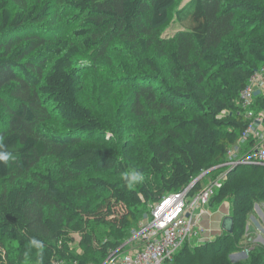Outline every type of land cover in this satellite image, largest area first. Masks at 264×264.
Listing matches in <instances>:
<instances>
[{"label":"trees","instance_id":"trees-1","mask_svg":"<svg viewBox=\"0 0 264 264\" xmlns=\"http://www.w3.org/2000/svg\"><path fill=\"white\" fill-rule=\"evenodd\" d=\"M174 1L0 0V143L16 157L0 163L7 264H103L164 195L202 175L190 187L196 193L225 172L227 152L249 123L241 90L264 66V0H186L174 10L180 29L164 39ZM63 13L78 20L77 41L41 33L55 17L67 21ZM87 54L94 71L128 70L114 84L128 90L121 107L137 144L106 146L107 132L125 123L118 126L117 111L107 116L106 106L94 111L80 101L77 58ZM252 109L264 111V92ZM48 157L58 175L34 170ZM129 168L145 176L135 188L123 178ZM76 177L84 183L72 184ZM223 201L232 232L183 245L172 264H264L250 223L264 204V166L227 168L209 204ZM244 249L247 257L232 259Z\"/></svg>","mask_w":264,"mask_h":264},{"label":"built area","instance_id":"built-area-1","mask_svg":"<svg viewBox=\"0 0 264 264\" xmlns=\"http://www.w3.org/2000/svg\"><path fill=\"white\" fill-rule=\"evenodd\" d=\"M263 74L264 66L250 77L248 84L241 90L240 105L249 123L240 136L239 144L227 152L225 172L209 179L196 193H190V186H187L164 195L151 206L149 215L139 223L136 231L140 245L131 252L111 250L103 264H171L183 245L195 244L198 238L204 237L206 229L200 221L201 211L222 187L227 168L230 170L240 164L264 166V133L259 128L264 123V112L252 109L255 85ZM248 140L253 143L242 151L241 145ZM243 252L248 254V249Z\"/></svg>","mask_w":264,"mask_h":264},{"label":"rangeland","instance_id":"rangeland-1","mask_svg":"<svg viewBox=\"0 0 264 264\" xmlns=\"http://www.w3.org/2000/svg\"><path fill=\"white\" fill-rule=\"evenodd\" d=\"M185 1L186 0H175L172 4L170 8L169 17L161 27L162 38H170L176 33V31L180 29L174 17V10L175 8L181 6ZM62 16H68L69 18L66 21L62 19L60 20V17H55L53 18L56 22L54 24H51V22L48 21L45 22L44 24H42L44 28L41 29V33H48L47 35L51 36L53 32H56V34L59 35L61 38L65 37L70 40L77 41V39L73 35V31L76 29V23L78 20L74 18V16H71L70 13H63ZM150 53L152 54V51H150ZM89 57V54H87L86 56L82 55L79 59L77 58V63L82 66V71H80L82 75V85L78 90L80 101L88 107L92 108L94 111H97L98 108L101 106H106L104 110L106 114H108L107 116H114V112L117 111V115L119 118H121L122 121L116 123L118 124V126H120L121 123H125L122 124L121 127H119L118 133L111 132L110 130L107 132L105 136L106 139L104 142L106 146L115 149L116 147H120L121 143L124 141H130L133 144H137L139 139H135L134 136H130L134 133V130L131 128L132 125L130 124V122H128L131 117L128 114V109L121 107V105H124V100L128 96V90L126 88L116 86V82L119 81L118 78L120 79V77L122 78L127 75L129 73L128 70L124 68V65L120 66L118 64L117 68H115L114 66L113 68L108 69L107 72L105 69L95 68L97 71L96 72L92 68L93 65L89 60ZM161 60L164 59L161 58ZM127 122L128 124H130V127L126 126ZM53 125L58 126L56 124ZM121 131L124 132L121 133ZM112 137L115 141H112ZM89 141H97L96 136L90 135ZM57 164L58 163L53 158L48 157L45 158L40 165L36 166L34 170H37L39 172H45L46 168L54 170L57 169L56 175H58L59 169ZM82 181L83 180L81 178L76 177L71 181V183L77 186L84 183V181ZM255 211L256 212L254 216H251L250 220V223L253 227L252 229H254V238L252 243H257L264 246V204L259 203V205H256ZM69 236H71L75 240L78 239L76 233L71 232L69 233ZM243 251L242 253H236V256L233 255L232 259L234 260L235 258L237 259L241 257H247L248 254L244 253ZM5 253V249H3L2 245L0 244V264H7L8 260L6 259Z\"/></svg>","mask_w":264,"mask_h":264},{"label":"crops","instance_id":"crops-1","mask_svg":"<svg viewBox=\"0 0 264 264\" xmlns=\"http://www.w3.org/2000/svg\"><path fill=\"white\" fill-rule=\"evenodd\" d=\"M255 91L258 92H264V74L261 77V80L259 83L255 85ZM264 112V111H263ZM261 131L264 133V123L259 126ZM243 151V148H241ZM230 204L228 201H223L220 203H214V204H209L203 208L201 211V224L202 226L206 229V233L204 237H200L195 241V244H202L208 241L214 240L217 236L221 235L224 232V229L222 228V219L230 215ZM144 219V218H143ZM142 219V220H143ZM139 228V224L137 228H135L132 231L131 236L129 239H127L124 244L121 246L120 252H131L133 249L138 247L140 245V237L137 234V229ZM252 229V228H251ZM136 231L134 234L133 232ZM235 255V253L233 254ZM165 264H170V263H165ZM172 264V263H171Z\"/></svg>","mask_w":264,"mask_h":264},{"label":"clouds","instance_id":"clouds-1","mask_svg":"<svg viewBox=\"0 0 264 264\" xmlns=\"http://www.w3.org/2000/svg\"><path fill=\"white\" fill-rule=\"evenodd\" d=\"M3 144L0 143V163L8 164L10 161H14L16 157L12 156L11 153L3 151ZM128 188H135L138 184L145 181V176L143 173L135 168H129L123 176ZM31 246L34 248H41L42 245L40 241L33 239L31 241Z\"/></svg>","mask_w":264,"mask_h":264},{"label":"water","instance_id":"water-1","mask_svg":"<svg viewBox=\"0 0 264 264\" xmlns=\"http://www.w3.org/2000/svg\"><path fill=\"white\" fill-rule=\"evenodd\" d=\"M258 92L255 91V95H257ZM202 175H199L198 177H196L190 184L189 186H193L196 182L199 181V179L201 178ZM146 216V215H145ZM222 228L224 229V231H227L228 233L232 232V228H233V220L232 217L230 215L225 216L222 219Z\"/></svg>","mask_w":264,"mask_h":264}]
</instances>
